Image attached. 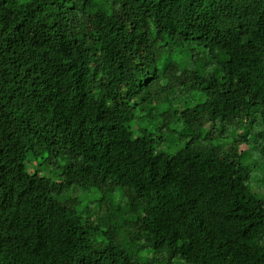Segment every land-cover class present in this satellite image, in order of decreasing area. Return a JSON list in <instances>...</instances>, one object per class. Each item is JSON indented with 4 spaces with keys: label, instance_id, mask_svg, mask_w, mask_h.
<instances>
[{
    "label": "trees",
    "instance_id": "1",
    "mask_svg": "<svg viewBox=\"0 0 264 264\" xmlns=\"http://www.w3.org/2000/svg\"><path fill=\"white\" fill-rule=\"evenodd\" d=\"M0 264H264V0H0Z\"/></svg>",
    "mask_w": 264,
    "mask_h": 264
},
{
    "label": "rangeland",
    "instance_id": "2",
    "mask_svg": "<svg viewBox=\"0 0 264 264\" xmlns=\"http://www.w3.org/2000/svg\"><path fill=\"white\" fill-rule=\"evenodd\" d=\"M261 184V183H260ZM262 185V184H261Z\"/></svg>",
    "mask_w": 264,
    "mask_h": 264
}]
</instances>
